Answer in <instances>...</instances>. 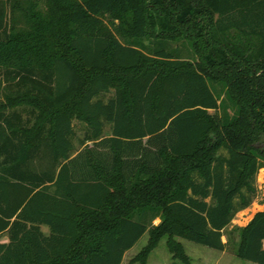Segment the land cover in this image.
<instances>
[{
    "label": "trees",
    "instance_id": "16d2710c",
    "mask_svg": "<svg viewBox=\"0 0 264 264\" xmlns=\"http://www.w3.org/2000/svg\"><path fill=\"white\" fill-rule=\"evenodd\" d=\"M261 167L264 0H0V264H193ZM239 233L264 264V211Z\"/></svg>",
    "mask_w": 264,
    "mask_h": 264
},
{
    "label": "rangeland",
    "instance_id": "374dc122",
    "mask_svg": "<svg viewBox=\"0 0 264 264\" xmlns=\"http://www.w3.org/2000/svg\"><path fill=\"white\" fill-rule=\"evenodd\" d=\"M26 7V6H25ZM25 10H21L17 13V27L20 30H28L29 26V18L26 17L24 12ZM148 44V41L146 40ZM182 48V56L192 59L194 52L190 50V48L186 45H181ZM215 89H218L220 92V85L213 84ZM111 93L108 95H103L102 97L107 98ZM225 102L226 108L228 112L234 113L235 109L233 104L229 101L226 94L222 93L221 99ZM214 112V110H211ZM223 112V109L220 111ZM75 128L77 131L78 139H81L85 135L86 131V124L81 121L74 120ZM110 133L109 128L106 129L105 134L108 135ZM78 141V140H77ZM90 145H93V142H89ZM256 185H257V197L252 202V204L240 210L232 220L231 224L225 228L223 241L226 242V248L223 251L201 245L195 243L190 240L179 238V240L184 244L185 249L188 255L191 257L193 264H258L250 260L242 259L236 256V251L239 246L240 241V228L249 224V222L254 218V216L260 212L264 211V167H261L256 178ZM161 221L160 218L154 219V224H158ZM43 230L48 233L49 228L46 226H42ZM4 240H7V236H3ZM148 240V232H146L138 242L126 252L125 258L122 264H131L130 261L132 257L138 253V251L147 243ZM139 264V263H134ZM147 264H183L180 260L175 259L173 254L170 252L167 246V236H164L158 246L153 250L151 255L149 256Z\"/></svg>",
    "mask_w": 264,
    "mask_h": 264
}]
</instances>
